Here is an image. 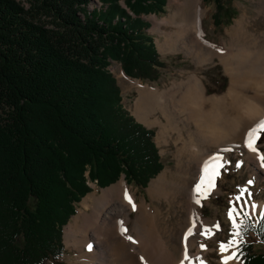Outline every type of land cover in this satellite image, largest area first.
Segmentation results:
<instances>
[{
    "label": "trees",
    "instance_id": "1",
    "mask_svg": "<svg viewBox=\"0 0 264 264\" xmlns=\"http://www.w3.org/2000/svg\"><path fill=\"white\" fill-rule=\"evenodd\" d=\"M0 0V264L64 254L63 227L91 192L121 176L145 189L162 169L154 131L122 107L109 72L155 82L164 67L148 22L166 0ZM215 4V26L229 0ZM240 264H264V216L243 215ZM263 245L256 251L251 240Z\"/></svg>",
    "mask_w": 264,
    "mask_h": 264
},
{
    "label": "bare ground",
    "instance_id": "2",
    "mask_svg": "<svg viewBox=\"0 0 264 264\" xmlns=\"http://www.w3.org/2000/svg\"><path fill=\"white\" fill-rule=\"evenodd\" d=\"M169 3L172 7L173 3ZM257 3L260 8L255 12L264 15L263 0ZM176 7L161 20L150 17L163 37L158 43L159 51L184 52L196 64L217 58L229 78L226 91L208 95L206 86L196 74L169 90L153 89L138 80H128L138 93L134 116L144 121L150 111L161 114L157 144H165L167 135H175L176 170L169 178L167 171L160 174L151 182L148 193L159 203L166 201L170 208L180 205L186 217L178 223L177 233L174 226L167 223L171 212L163 217L159 208H152L145 202L137 203L134 193H129L135 204L133 210L125 199V190L129 192V188L122 178L116 185L103 189L101 196H87L74 222L65 226L66 244L75 247L80 254L77 264H193L195 259L205 261L206 254L201 250L205 236L198 231L199 225L203 229L217 230L220 226L216 227V221L201 220L196 212L198 205L193 202V187L199 181L202 165L205 161L214 164L216 161L211 160L212 157L220 159L222 154L239 149L240 142L246 148V134L264 121V33H250L248 17L242 14L226 32L228 39L217 45L204 39L203 22L208 18V11L202 0H183ZM161 26L168 29L162 31ZM121 75L124 77L123 72ZM147 124L154 126L156 123ZM255 154L251 152L250 155L257 157ZM191 165H196V171ZM131 213H135L133 218ZM118 221H123L127 229L124 234H121ZM193 223L195 228L185 241V233ZM128 236L136 243L127 239ZM176 236L177 245L173 240ZM88 245H92L91 250ZM185 246L188 260H184Z\"/></svg>",
    "mask_w": 264,
    "mask_h": 264
},
{
    "label": "rangeland",
    "instance_id": "3",
    "mask_svg": "<svg viewBox=\"0 0 264 264\" xmlns=\"http://www.w3.org/2000/svg\"><path fill=\"white\" fill-rule=\"evenodd\" d=\"M15 1L20 3L26 9L28 8L27 0ZM182 1L183 0H166L165 12L160 17L154 14L142 17V20L148 22L150 25L148 30L149 35L153 37L156 51L159 54L160 60L164 64V67L159 70L158 79L155 82L141 81L139 79L130 78L125 74L124 77H122L121 72H123V70L118 63L112 62L108 67L109 72L115 78L117 86L120 89L122 107L134 118L136 123L154 131V142L158 149L160 161L163 164V169L148 182L145 189H138L127 185L129 193H134L135 201L137 203L145 202L152 208L154 206L159 208L163 213V217L165 215L168 216V213L171 212L170 221L167 223L171 227L174 226L173 228H175L177 233L179 230L177 227L178 223L183 217H186V213L181 209L180 205L170 208L166 201H162L161 203L153 201L148 193V188L151 182L160 176V174L167 171L169 173L167 174V177L169 178L171 173H174L176 170V145L173 140L175 135L171 133V135H167L165 144H157V135L160 129L159 122L162 120L161 114L156 111H150L144 118V121H139L134 116L133 107L134 102L138 97V93L135 85H131V82L128 79L138 80L144 86L148 85L153 89L169 90L173 88L175 84L186 81L188 76L196 74L206 86L208 95L221 94L226 91L229 84V78L225 74L224 68L217 58L202 64H196L195 60L184 52L167 51L161 53L159 51L158 43L162 42L163 37L157 32L158 30L156 31L155 25L150 21V17L155 16L161 20L170 13V10H175L177 4L182 3ZM169 2H171V4L173 3L172 7L169 6ZM228 3L229 5L224 4V11L219 16L222 24L215 26L212 18L215 12V4L203 1V7L208 11V18L203 22L205 41L214 42L217 45L221 44L223 40L226 41L228 39L226 32L232 29L235 21L242 14H246L248 17L247 24L250 33H264V15H257L255 12L256 8H260L257 0H229ZM101 6L102 4L99 0H91L88 5V10L92 11ZM165 29L168 28L163 26L160 27V30L162 31ZM154 122L156 123L154 126L147 124ZM258 135L260 136V139L257 141V147L260 153L264 154V129H262ZM243 145L244 144L240 142L238 143V146L240 147L239 149L234 148L229 153L222 154V158L219 159V162L224 164V167L219 169L220 174L215 180L216 187L207 199L201 200V204L196 208V212L197 214H200L201 220L209 222L216 221L220 228L218 230L210 227L208 228L210 231L205 232V240L201 242V245L204 246V249L201 247V250L206 254V260L199 261L198 259H195L193 264H223V257L231 255L232 251H236V246H233L224 253H221L219 249L221 242L226 244L229 239L233 238L230 235L233 231L232 221H235V223L238 224L241 212H247L251 217L252 215L257 216L258 213L261 212L260 208L262 209L264 203V168L261 167L257 154H255L257 157L251 156V152H249L248 149L243 148ZM213 151H216V149ZM237 163L241 164L239 168L236 167ZM191 167L193 171H196V165H191ZM122 178L123 176H121L116 183L111 184L106 188L116 185ZM249 181H252V183L249 184ZM90 188L91 192H89L77 205V213L74 217L78 215L81 209V204L87 196H101L103 189H106H100L95 184H90ZM241 189H247V191L241 196L239 201H236L235 198L241 195ZM253 204L256 205L255 210L252 208ZM230 208L236 209L233 213L232 221H230L228 216ZM133 216H135V213H131L130 217L133 218ZM74 217L69 220L66 226L74 222ZM128 227L131 229V223H129ZM64 230L65 227L63 228V256L57 261H48L46 264H76L75 262L78 261V257H80L79 251L75 247L66 244ZM198 231L201 233L204 229L199 225ZM173 240L177 245V236L176 239ZM251 242L256 251L259 252L263 249V245L257 240L252 239ZM197 247L198 245L194 246L192 251L195 252ZM227 264H240V262L234 258L229 260Z\"/></svg>",
    "mask_w": 264,
    "mask_h": 264
},
{
    "label": "snow or ice",
    "instance_id": "4",
    "mask_svg": "<svg viewBox=\"0 0 264 264\" xmlns=\"http://www.w3.org/2000/svg\"><path fill=\"white\" fill-rule=\"evenodd\" d=\"M264 129V121H260L256 126H254L252 129L248 131L245 137V147L248 148L249 151L257 153L258 160L260 161L261 167L264 168V154H261L258 147H257V141L260 139V136L258 133ZM211 160H215L216 162L210 163L209 161H205L204 165H202L201 168V175L199 177V181L194 185L193 187V202L197 205L201 204L202 199H207L208 196L211 194V192L215 189L216 183L215 180L219 176V169L224 167V164L219 162V158L212 157ZM241 166L240 163L236 164V167L239 168ZM249 184L252 183V181L248 182ZM247 191V189H241V195L237 196L235 199L236 201H239L241 199V196ZM125 199L126 201L132 205L133 210H135V204L132 201V198L127 190H125ZM253 210H255L256 205H252ZM236 211L235 208H230L228 212V216L230 221H232L233 213ZM244 215H247V213H244ZM261 216H264V212H261ZM121 234H124L127 232V229L123 226V221L117 222ZM217 228H219V225H216ZM240 225L236 224L235 221H232V228L233 231L230 233V235L233 237L232 239H229L228 242L225 244L223 242L220 243L219 249L221 253H224L228 251L233 246L238 247L239 242L243 240V237L238 230ZM193 228H195V224L193 223L192 227H190L187 232L185 233L184 240L187 241L188 237L192 234ZM210 231L209 229H204V231L201 232V235H204L205 232ZM238 238V239H237ZM127 239H129L132 243H136V241L131 237L128 236ZM92 245H88L89 250H91ZM202 249H204V246L201 245ZM237 257V252L232 251L231 255L224 256L223 257V264H227L229 260H232ZM188 250L187 246H185V253H184V260H188ZM183 264V262H182Z\"/></svg>",
    "mask_w": 264,
    "mask_h": 264
},
{
    "label": "crops",
    "instance_id": "5",
    "mask_svg": "<svg viewBox=\"0 0 264 264\" xmlns=\"http://www.w3.org/2000/svg\"><path fill=\"white\" fill-rule=\"evenodd\" d=\"M146 125V124H145ZM147 126V125H146ZM153 200V199H152ZM153 201H155V200H153ZM157 202V201H156ZM76 263V262H75ZM77 264V263H76Z\"/></svg>",
    "mask_w": 264,
    "mask_h": 264
},
{
    "label": "water",
    "instance_id": "6",
    "mask_svg": "<svg viewBox=\"0 0 264 264\" xmlns=\"http://www.w3.org/2000/svg\"><path fill=\"white\" fill-rule=\"evenodd\" d=\"M149 33V32H148ZM124 177V176H123Z\"/></svg>",
    "mask_w": 264,
    "mask_h": 264
}]
</instances>
